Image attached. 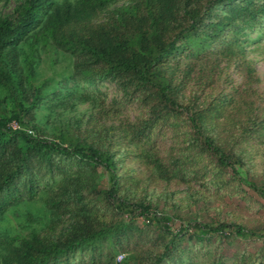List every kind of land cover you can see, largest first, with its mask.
<instances>
[{"label":"trees","instance_id":"16d2710c","mask_svg":"<svg viewBox=\"0 0 264 264\" xmlns=\"http://www.w3.org/2000/svg\"><path fill=\"white\" fill-rule=\"evenodd\" d=\"M259 41L264 0H22L12 15L0 16V220L13 206L36 202L71 218L55 239L0 240L12 264H264V234L242 225L182 217L170 231L165 217L126 193L127 177L116 173L120 152L71 141L63 147L65 129L56 142L35 136L34 125L9 127L32 121L49 87V79L32 85L38 50L51 47L72 59L62 85L111 83L122 102L143 111L135 125L113 129V146L135 148L133 161L153 180L201 182L208 175L216 189L242 183L264 199V183L243 158L244 148H264V94L249 82L216 85L221 62L242 65L250 78L245 47ZM82 89L78 101L93 106ZM166 137L182 147L161 160L158 142ZM95 166L107 174L106 189L98 194L87 186V196L81 176ZM132 210L149 226L137 227ZM125 213L126 220L110 218ZM209 238L216 243L211 251ZM237 240L243 244L225 255L223 244Z\"/></svg>","mask_w":264,"mask_h":264},{"label":"rangeland","instance_id":"374dc122","mask_svg":"<svg viewBox=\"0 0 264 264\" xmlns=\"http://www.w3.org/2000/svg\"><path fill=\"white\" fill-rule=\"evenodd\" d=\"M21 1L0 0V16L12 15ZM121 4L123 1L109 6L108 10ZM104 13L99 17L103 18ZM100 18L98 19L101 20ZM38 51L39 60L32 85L36 86L49 79V87L46 89L41 103L33 110L32 121L24 119L21 126L18 122L11 121L9 124L11 129L28 130L31 125H34L38 131L34 132L35 136L46 141L56 142H58L59 129H65L67 138L64 137L66 142L63 147L69 146L68 143L71 141L85 145H106L111 153L120 152L123 158L116 173L119 176L127 177L123 180L124 189L128 190L126 193L132 200L149 204L150 212L155 211L157 215L161 214L165 217L167 227L172 232L179 229V218L195 217L197 221L212 226L219 223H235L250 229L256 235L264 234V199L242 183L231 182L227 187L216 189L208 183V175H205L206 178L201 182L186 179L184 181L173 180L166 184L162 179L153 180L151 178L153 173L147 166L144 167L133 161L135 148L126 144L113 146L116 144L113 129L118 126L131 127L135 125L143 117V111L135 104L127 105L122 102L120 93L111 83L102 82L96 86H90L82 83L77 85L73 81L66 80L65 85H62L60 80L71 72L72 59L51 47ZM243 60H246L253 70L249 79L245 78L242 65L233 66L221 62L219 66L222 69V74L217 79L216 85L218 84V88L221 86L227 88L229 87L228 83L236 86L249 82L252 90L264 94V41L246 46ZM82 88L95 98L93 106L89 101L83 103L78 101V93L83 92ZM56 90L57 95L54 96L52 93ZM67 91H74L75 97L66 99ZM62 104L63 106H61ZM219 132L225 136L224 132L226 131ZM173 143L172 139L168 137L161 140L160 143L158 142L161 160L168 157L167 155L170 153H179L182 146ZM244 151L243 158L255 180L264 183V148L248 147L244 148ZM81 181L82 193L89 196L91 192H88L87 186L101 194L106 189L108 177L100 167L95 166L94 169L86 170L83 173ZM92 194L95 195L93 192ZM127 213L134 216V223L137 227L149 226L136 210ZM127 213L117 214L110 218L114 221L117 219L126 220ZM70 219L68 214L49 213L39 202L22 203L13 206L0 220V240L29 239L32 236H37L40 240L55 239L69 227ZM149 229L154 230L155 227L150 225ZM256 243L248 247L252 249ZM206 244L208 245L207 251H211L212 247L216 245L212 238H209ZM242 244L238 240L231 246L223 244L222 252L228 255ZM190 245H192L191 242H182L181 248ZM199 250L202 251L203 247H199ZM120 259L122 257H119ZM199 260L196 259L194 262L198 263ZM0 264H12L9 251L3 245L0 246Z\"/></svg>","mask_w":264,"mask_h":264},{"label":"built area","instance_id":"2783aa9c","mask_svg":"<svg viewBox=\"0 0 264 264\" xmlns=\"http://www.w3.org/2000/svg\"><path fill=\"white\" fill-rule=\"evenodd\" d=\"M27 133H30V131H26ZM119 260V257L117 258V261Z\"/></svg>","mask_w":264,"mask_h":264}]
</instances>
